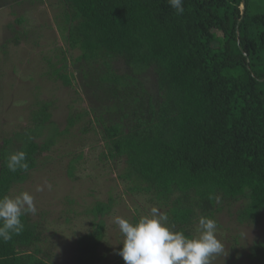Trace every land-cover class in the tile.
Here are the masks:
<instances>
[{"label":"trees","instance_id":"16d2710c","mask_svg":"<svg viewBox=\"0 0 264 264\" xmlns=\"http://www.w3.org/2000/svg\"><path fill=\"white\" fill-rule=\"evenodd\" d=\"M59 1L58 29L67 49L79 53L74 62L85 63L117 104L140 103L119 108L126 110L122 117L101 126L106 158L126 165L119 178L189 237L201 216L234 207L236 223L262 228L245 264H264V14H251L249 0L244 12L242 0H183L182 15L168 0ZM63 61L50 65V74L69 86L74 76ZM146 74L153 76L154 97ZM51 107L38 103L32 123L3 138L0 197L25 183L74 126L77 117L69 115L59 130ZM19 150L27 153V172L6 167ZM112 206L109 198L85 211L90 230L76 239L71 264L105 259L103 218ZM22 222L21 234L0 242V264H47L39 225L28 214Z\"/></svg>","mask_w":264,"mask_h":264},{"label":"rangeland","instance_id":"374dc122","mask_svg":"<svg viewBox=\"0 0 264 264\" xmlns=\"http://www.w3.org/2000/svg\"><path fill=\"white\" fill-rule=\"evenodd\" d=\"M249 5L251 14H264V0H249ZM60 12L59 0H0V146L3 138L32 123L42 101L52 103L51 120L61 131L69 115L77 117L69 132L41 156L28 180L10 190L9 197L24 191L34 197L37 212L28 216L40 227L38 247L47 264L72 263L76 239L90 230L92 217L85 211L112 198V210L103 218L104 241L99 249L105 259L98 264H125L118 254L124 237L115 218L135 222L153 207L163 211L148 195L131 190L129 180L119 178L126 165L106 158L100 130L104 122L122 117L126 110L119 112V108L132 109L140 103L128 98L126 105L117 104L93 71L85 70V63L74 62L79 53L67 49L60 37ZM63 59L67 73L74 76L69 86L50 74V65L60 67ZM118 71L123 72V67ZM152 77L146 74L143 82L154 97ZM37 186L43 191H36ZM234 209L226 208L212 218L218 224L217 238L224 244V253L213 264H245L247 248L262 238L261 227L236 223ZM188 233L199 235L198 222Z\"/></svg>","mask_w":264,"mask_h":264},{"label":"clouds","instance_id":"9594fccd","mask_svg":"<svg viewBox=\"0 0 264 264\" xmlns=\"http://www.w3.org/2000/svg\"><path fill=\"white\" fill-rule=\"evenodd\" d=\"M168 3L177 14H183V0H168ZM6 167L11 172H27V153L23 150L11 153ZM47 187L51 190L52 186ZM36 191H43V187L37 186ZM36 212L34 197L27 191L15 197H0V242L21 234L22 217ZM114 222L124 237L118 254L125 264H213V260L224 253V244L217 238V221L206 216L199 218V235L193 237L176 231L169 224L168 214L156 207L135 222L119 216Z\"/></svg>","mask_w":264,"mask_h":264},{"label":"water","instance_id":"95a60500","mask_svg":"<svg viewBox=\"0 0 264 264\" xmlns=\"http://www.w3.org/2000/svg\"><path fill=\"white\" fill-rule=\"evenodd\" d=\"M244 8H245V1L242 0V6H241V9H242L243 12H244Z\"/></svg>","mask_w":264,"mask_h":264}]
</instances>
